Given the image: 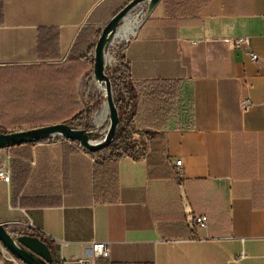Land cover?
<instances>
[{"label":"crops","instance_id":"1","mask_svg":"<svg viewBox=\"0 0 264 264\" xmlns=\"http://www.w3.org/2000/svg\"><path fill=\"white\" fill-rule=\"evenodd\" d=\"M126 1L0 0V130L54 122L23 77L64 62L82 29L93 44ZM122 57L136 91L176 89L160 157L97 164L63 139L1 148L0 223L50 241L53 264L90 259L93 241L109 256L89 264H264V0H160ZM151 118L143 103L131 127ZM0 264L22 263L6 253Z\"/></svg>","mask_w":264,"mask_h":264},{"label":"trees","instance_id":"2","mask_svg":"<svg viewBox=\"0 0 264 264\" xmlns=\"http://www.w3.org/2000/svg\"><path fill=\"white\" fill-rule=\"evenodd\" d=\"M129 1L130 0H127L126 3ZM117 11H115V13ZM90 33H92V31L89 28L81 30L64 62L34 66V70H32L28 76L26 75L23 77L22 82L24 85L29 83L32 85L34 103L38 100L37 104L41 108L43 106L48 107L49 115L46 119L54 121L49 124L65 122L75 128H79V126L73 125V122L80 118V114L83 110L78 100L76 83L81 76L88 77L92 73L93 60L89 57L93 51L91 44L92 39H85ZM120 50L123 52L124 47L122 46ZM39 56L41 58L44 57L41 52ZM120 62L121 65L116 67L110 75L112 84L115 86H122L120 89H117V97L115 100L120 122L112 143L107 148L94 152L92 155L96 156L105 150L109 151V155L102 157V159L95 157V162L97 164H100L105 159L114 158L117 160L124 156H128L133 160H139L145 157L149 164L151 159L160 157L162 138L158 130L161 128L163 117L174 106L176 89L171 82L157 81L144 84L142 85V90L138 88V91H136L137 89H134L128 72L127 63L124 61L123 57H120ZM88 66H90L89 71L86 70ZM139 97H142V99ZM143 103L152 117L150 119L151 122L146 125L147 127L142 128L140 131L149 142V152L147 155L137 151L132 142L130 140L127 141V137H125L128 131H130L127 134L128 136L134 131L131 124L134 120L136 107L140 108ZM123 113L127 115L126 118L121 120ZM139 124L140 128L145 127L141 121H139ZM42 125L47 124H32L28 126L36 127ZM0 133H5V131L0 130ZM15 234L38 236L35 233H29L27 231H21ZM40 239L48 245L49 249L53 250V245L50 241H47L43 237H40Z\"/></svg>","mask_w":264,"mask_h":264},{"label":"water","instance_id":"3","mask_svg":"<svg viewBox=\"0 0 264 264\" xmlns=\"http://www.w3.org/2000/svg\"><path fill=\"white\" fill-rule=\"evenodd\" d=\"M159 1L130 0L107 21L96 39L93 49L92 76L95 83L102 87L109 122L101 139H94V131L78 129L65 122H59L0 133V148L37 143L49 138L76 142L82 150L90 153L107 148L112 143L120 122L118 109L112 95L111 80L105 72L107 49L110 47L120 24L131 11L141 4H146V12H150ZM0 243L14 259L22 264H53V257L48 245L37 236L11 235L6 227L0 223ZM63 264H89V260L84 259Z\"/></svg>","mask_w":264,"mask_h":264},{"label":"rangeland","instance_id":"4","mask_svg":"<svg viewBox=\"0 0 264 264\" xmlns=\"http://www.w3.org/2000/svg\"><path fill=\"white\" fill-rule=\"evenodd\" d=\"M145 11H146V4H141V5L137 6L133 11H131L128 14V16H129V18H135L136 17L138 19V24H139L140 21L142 20L143 16H144V14H145ZM138 24H137V26H138ZM120 25H122V24H120ZM100 31H99V33H100ZM131 37L132 36H130L126 41L113 40L112 44L107 49L105 72L109 77L111 75V72L116 67H119L121 65L120 57H122V52H121L120 48L122 46L124 47L128 43V41L131 39ZM96 39L94 40V42L92 44L93 49H94ZM89 57L93 60V51L89 55ZM121 87H122L121 85L115 86L114 84H112V95H113L114 101L116 100V97H117L116 91H117V89H120ZM77 96L79 98V101L81 103L83 110L80 114V118L75 120L73 122V125L79 126L78 129H86L88 131H94L95 132L94 139L95 140L101 139L104 136L105 131L108 127V123H109L108 122V114L106 112V115L101 117V118L98 117L97 114H95L103 106V103L105 102V97L103 96L102 92L98 89L97 84L93 80L92 73L90 74V76L85 77L80 82V84L78 86V90H77ZM126 115H127L126 113H123L121 120L126 118ZM129 132L130 131H128L127 134ZM139 133H141V132L139 131ZM127 134L125 135V137H127L126 139H127V141H129L131 135L128 136ZM143 137L146 139V137L144 135H143ZM49 139H50V141L56 140V138H49ZM141 143H143V139H142ZM106 155H109L108 150H105V151L97 154L96 157H98V159H102V157H105Z\"/></svg>","mask_w":264,"mask_h":264},{"label":"built area","instance_id":"5","mask_svg":"<svg viewBox=\"0 0 264 264\" xmlns=\"http://www.w3.org/2000/svg\"><path fill=\"white\" fill-rule=\"evenodd\" d=\"M242 43V39H234V44L235 46H238ZM249 56L251 60L257 61L259 59L258 55H256L253 52H249ZM250 101L248 99H242L241 100V106L242 108L246 109L250 106ZM131 137L130 140L132 141V144L134 145L135 149L139 152H143L145 154L146 152V144H147V139L143 137L139 131L134 130L131 132ZM143 139V143H141ZM181 162L178 160L175 162V167H176V172L180 173V167ZM0 179L3 180L4 182H9L10 179V173L8 169H4L0 167ZM193 225L197 228H205L207 226V219L205 215H197L193 218ZM90 250H91V255L90 259H105L108 258L109 256V247L108 243L106 242H95L93 241L90 245ZM8 253L3 246L0 243V255L1 254H6ZM244 255H240V258H243ZM11 258H13L11 256ZM88 259V260H90ZM84 260V259H83ZM82 261V260H79Z\"/></svg>","mask_w":264,"mask_h":264},{"label":"bare ground","instance_id":"6","mask_svg":"<svg viewBox=\"0 0 264 264\" xmlns=\"http://www.w3.org/2000/svg\"><path fill=\"white\" fill-rule=\"evenodd\" d=\"M121 24L122 25L119 26V28H118L113 40L126 41L130 36H132L134 34V31H135L136 27H137L138 19L136 17L135 18H129V16H127L122 21ZM112 42H111V44H112ZM97 87L103 94L102 87L99 86L98 84H97ZM106 112H107V110H106V102H104L103 106L95 114H97V116L101 118V117L106 115Z\"/></svg>","mask_w":264,"mask_h":264}]
</instances>
